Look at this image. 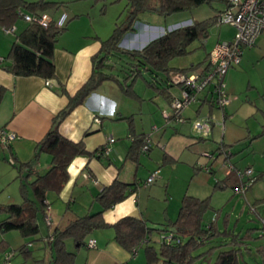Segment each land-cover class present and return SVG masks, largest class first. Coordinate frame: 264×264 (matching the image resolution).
Returning a JSON list of instances; mask_svg holds the SVG:
<instances>
[{
  "label": "crops",
  "instance_id": "obj_1",
  "mask_svg": "<svg viewBox=\"0 0 264 264\" xmlns=\"http://www.w3.org/2000/svg\"><path fill=\"white\" fill-rule=\"evenodd\" d=\"M226 6L227 3L223 8ZM213 13L214 11L209 17ZM68 17L69 24L58 36L54 48L56 75L49 79L50 86L45 85L46 79L43 77L14 75L0 67V127H5L15 134L10 146L0 147L1 204L20 201L18 165L33 158L37 142L49 129L54 115L66 106L69 97L89 79L94 69V58L100 50L103 38L99 32L90 29L89 25L75 23L80 20L82 14L70 12ZM20 21L21 24L17 25L16 22L14 25L16 33L27 25L22 19ZM19 26L20 29L17 31ZM6 34L0 40V56L6 55L14 39L11 40L10 33ZM233 34L234 32L229 35L218 31L216 39L217 41L231 39ZM259 41H264V33L257 37L254 47ZM144 45H141L140 49ZM120 47H123L122 44ZM254 47L244 49L240 63L245 58L250 61L251 55L253 57L257 55L258 50ZM261 55L264 56V53ZM111 56L106 60L107 64H110ZM114 69L115 65L111 72L116 80L107 79L101 82L85 102L76 106L59 125L62 135L73 141L82 140L88 151H96L108 144L110 136L114 141L110 143V151L100 158L97 157V153L92 156L76 155L67 166L68 179L60 192L46 193L45 216L50 218L51 224H46L45 217L40 219V231L35 244L43 251L48 264L50 255L46 240L49 232L64 226L69 218L98 210L97 194L115 178L132 184L131 188L135 189L128 197L105 211L104 220L112 224L123 216L132 215L145 220L146 226L155 231L163 227L171 228L166 223L169 220L173 221L177 216L181 197L188 189H184V181H181L184 176L181 171H185L190 182L194 183L191 195L197 197L209 195L212 207L218 205L214 198L217 192L226 193V201L230 193H235L234 186L239 183L240 179L233 171L228 172L223 168L224 157L218 152L220 147L233 150L234 145L228 144L224 137L226 119L235 116L241 104L236 94L228 91L230 101L221 109L202 93L197 101L183 109L182 116L185 120L178 121L170 115L172 111L170 102L173 96L179 95L180 86L169 83L167 78L177 70H172L168 74L155 73L145 65L140 68V73L132 82L133 92L127 93L119 83L120 75H116ZM104 71L110 70L105 68ZM144 72L149 75L148 80L143 77ZM138 79L145 82L141 90L137 88ZM205 117L210 120L211 130L208 136L201 138L192 123L196 118ZM95 118L98 120L95 121ZM259 137L253 136L254 140L250 144L256 142ZM147 139L148 148L142 150ZM203 151H210L213 158L204 156ZM233 153L234 151H230L229 161ZM9 158H12L13 162H10ZM250 162L243 164L242 167L248 165L253 167L256 157ZM49 163L50 155L42 153L33 169L42 173L47 170ZM205 164L211 166L210 171L204 170L202 166ZM155 169H159V176L146 184V178ZM253 169L258 178L245 192L244 201L254 203L257 213L264 217V171L254 167ZM86 172L90 174L89 178L84 176ZM230 203L231 201L223 204L226 208ZM225 208L224 215L230 221L231 212H227ZM221 216L222 214L217 217V224ZM2 217L4 214L0 213V219ZM255 228L251 234L263 237V225L262 230ZM155 231L150 234L151 241ZM234 231H239L240 234L243 232L237 228H234ZM88 238L95 239V246L83 245V262H76L78 259L76 256V264H130L134 259L130 251L115 241L112 227L94 230ZM24 240L17 231H0V242L5 243L6 249H10L13 255L14 251H19L21 245L27 242H30L28 250L31 252L32 241L23 242ZM222 240L228 241L227 238ZM67 247H72L79 256L82 255L80 248L76 250L71 241H68ZM249 247L250 250L246 249L243 252L240 264H264V239L249 243ZM214 257L215 254L211 259ZM2 259L3 253L0 251V264Z\"/></svg>",
  "mask_w": 264,
  "mask_h": 264
},
{
  "label": "trees",
  "instance_id": "obj_2",
  "mask_svg": "<svg viewBox=\"0 0 264 264\" xmlns=\"http://www.w3.org/2000/svg\"><path fill=\"white\" fill-rule=\"evenodd\" d=\"M224 1L227 3L226 0ZM208 2L209 0H129L125 20L121 24L115 23L111 34L101 40L100 50L94 58L95 66L89 79L69 97L66 106L54 115L49 129L37 142L33 158L18 165L20 201L0 203V213L4 214V217L0 219V231H17L28 241L35 240L40 231V219L45 217L46 213V193L48 191L60 192L68 179L67 166L70 161L76 155L92 156L97 153V157L100 158L104 154L98 152V149L88 151L82 140L73 141L62 135L59 125L76 106L85 102L89 94L101 82L107 79L116 80L111 72L114 65L106 63L109 56L113 53H125L131 60V68L127 75L131 81L129 83L119 82L127 93L133 92L131 91L132 82L140 73V68L145 65L155 73L168 74L172 70L183 71L206 62L208 54L201 62L190 64L188 67L177 68L169 65L172 58L187 54L194 40L208 36V29L214 23L213 15L189 25L165 30L141 49H122L119 43L127 33L136 31L134 24L136 20H139V15L145 11L171 14L192 10ZM56 6V2L48 0H0V28L14 26L21 19L20 11L39 14ZM64 29L65 26L58 29L53 23L48 27H43L37 22L27 24L20 32L15 33L8 52L0 62V67L14 75L54 78L56 75L54 48L59 34ZM105 68L110 71H104ZM167 78H170L169 75ZM261 134H264V130L260 132ZM42 153L50 155V163L47 170L40 173L33 168ZM246 167L251 166L238 168ZM257 178L253 169V181L246 191ZM131 186L132 184L115 178L97 194L98 210L69 218L64 226L51 230L47 236L51 234L53 238L46 240L50 255L49 264H76V251L67 247L68 241H71L77 250L80 246L86 245L92 231L106 227L114 229L115 241L130 253L143 246L147 264L158 261L160 264H240L243 252L246 249L250 250L249 243L259 238L251 234L256 229L255 227H249L241 234L239 231H234L229 227V219L225 215L222 219V228H219L216 219L221 214V209L211 206L209 196L201 198L185 193L181 197L176 218L166 223L174 230L178 241L172 244L160 242L159 247L156 248L152 245L150 238V234L155 229L148 228L142 218L126 215L112 224L104 220V212L128 197L135 189ZM252 209H255V206H252ZM208 211L215 213V218L209 221L205 216ZM259 218L264 217L259 215ZM225 238L228 239L227 242H223L222 239ZM213 240H216L218 244L208 247L205 251H200ZM27 243L21 245L19 252H29ZM6 248L5 243L0 242V251L4 252ZM213 254L215 257L211 259Z\"/></svg>",
  "mask_w": 264,
  "mask_h": 264
},
{
  "label": "rangeland",
  "instance_id": "obj_3",
  "mask_svg": "<svg viewBox=\"0 0 264 264\" xmlns=\"http://www.w3.org/2000/svg\"><path fill=\"white\" fill-rule=\"evenodd\" d=\"M48 1H54L57 3L56 7L50 8L46 11L51 14L52 17L57 18L62 11H65L67 15H69L70 12L82 14L80 20L75 23H85L89 25V28L99 32L103 39L107 38L111 34L115 23L121 24L125 20L129 2V0ZM225 5L226 3L224 0H209L208 3H203L197 8H194L195 10H185L171 14H159L152 11L142 12L139 15V20H136L134 24L137 32L126 34L120 41L119 46L122 44L123 47L121 48H125L128 50L140 49L141 45L146 44L154 37L160 36L163 31L170 30L174 27L189 25L193 22L209 18L213 11L215 12L217 9H222ZM144 18L145 20H143ZM69 21L70 19L68 17L66 25L69 24ZM19 23L21 24L22 22L18 20L17 25H19ZM20 26L18 27L17 31H19ZM218 31L226 32L227 34L231 35L234 32V28L228 23H220L218 26H216L215 23L211 24L208 29V36L206 38L194 40L189 46L190 51L183 56L172 58L169 61V65L177 68H184L190 66V64L201 62L207 55V52L212 48L214 43L217 42L216 33ZM15 33L16 32H11L9 34L11 40L14 38ZM4 35H7L6 32H4L3 29H0V40L5 37ZM254 48L258 50L256 52V56L253 57V55H251L250 61L246 60L245 58L238 65L231 67L227 71V74L225 76L226 93L229 95L228 91H230L232 94H236V96L239 98V103H241L239 104L240 106L237 110V114L235 116L232 115L229 120L226 119L225 122L226 135L224 137V140L228 144L234 145L232 147L233 150L228 149L229 151H234V153L232 154V159H230L231 161L227 159L225 162H229L237 167L240 166L241 168L242 166H244L243 164L250 162L251 159L256 157V163L253 167L255 169H263L264 171V134L260 135V132L264 130V56L261 55L262 53H264V41H259V43H257V46ZM109 63L115 65V74L120 75V80L122 82L123 79L124 82L128 79H131L127 76L128 70L131 68V60L128 55H126L125 53H114L113 56H111V60ZM122 74L123 77L121 78ZM143 74V77L147 80L150 78L149 75L145 72ZM127 82L129 83L130 80H128ZM144 85L145 82L143 81V79L137 80V88H139V90H141ZM257 134H259L260 137L256 139V142L250 144L251 141L254 140L253 136ZM180 173H182L184 176L183 179H181V181H184V189L188 188L186 189L187 192H185L187 194H191V191H193L194 189V183L190 182V179L187 177L188 174L185 171H181ZM226 190L229 193V189L227 188ZM226 196L227 194L222 192L221 194L217 192V195L214 196V198L218 202V205L214 208L221 209L222 214V216L218 218V225L220 226V228H222L221 226L223 225L222 219L224 216V208L226 206L223 203L231 201V203L225 208L227 212H231L229 221L230 228H237L245 231L249 227H257L262 230L259 215H257V211L255 210L256 208L252 209V206L255 205L254 203L251 202L252 205H250L248 200L247 202H245L243 195L230 193L227 199L228 201H225ZM211 203L214 204V202ZM205 216L206 220L209 221L210 218H215V213L213 211H208ZM160 231L156 230L152 235L151 243L156 248H158L160 245V234H162V232H165ZM263 237L259 235L257 242H259L260 240L263 241ZM26 241L28 240L25 239L23 242ZM35 243H37V241L32 240L30 247L31 252L23 253L14 251V255L11 259L12 264H48L47 258H44L43 251L40 248H37ZM217 244L218 242L216 240H213L209 244H206L204 247H202L200 251H205L208 249V247ZM79 248L80 251H82V255H80L82 256V258H80L79 254L76 253V256L78 257L76 262H83L84 254L82 246H80ZM69 249L72 250V247H69ZM130 254L131 257L134 258L130 264H147L143 246L137 249L136 254ZM34 258H41V260L36 261L34 260ZM159 263L160 262L158 261L153 264Z\"/></svg>",
  "mask_w": 264,
  "mask_h": 264
},
{
  "label": "built area",
  "instance_id": "obj_4",
  "mask_svg": "<svg viewBox=\"0 0 264 264\" xmlns=\"http://www.w3.org/2000/svg\"><path fill=\"white\" fill-rule=\"evenodd\" d=\"M227 6L223 10H216L213 13L214 23L216 25L220 23H228L234 28V34L229 40L217 41L208 53L207 60L204 64L197 67H193L190 70L173 72L169 77V83L180 86V93L178 96H173L171 105V114L175 120L184 121L182 111L190 103L199 99L202 93L205 94V98L209 99L215 106L223 109L230 101L229 95L225 91L224 77L227 71L240 63L244 49L254 46L257 37L264 33V0H226ZM21 19L26 23L37 22L43 27H48L51 23L56 28H62L66 24L67 14L62 12L56 19L46 11L39 14L23 13L20 11ZM4 32L11 33L15 30V27L2 28ZM3 57L0 56V62ZM45 85L50 86L51 81L45 80ZM169 116V114H167ZM95 121L98 118L94 119ZM193 128L200 137H206L209 135L211 126L208 117L196 118L193 120ZM15 138V134L6 130L5 127H0V146L7 148L11 141ZM114 141L113 137L108 138V144L98 149V152L108 153L110 151V143ZM147 139L142 146V150L148 148ZM224 157L223 167L228 172L233 171L240 179L239 183L234 187V192L239 195H244L247 187L253 181V169L252 167H246L243 169L234 166L229 162H225L230 151L220 147L218 151ZM204 156L213 158V154L210 151H203ZM10 162H13L12 158H9ZM205 171H209L211 166L205 164L202 166ZM159 169H155L146 178L145 183L149 184L153 182L159 175ZM84 176L90 177L89 173H85ZM262 225L264 226V218H260ZM45 222L47 225L51 224L50 218L46 215ZM162 231H165L164 233ZM160 242L165 244H172L178 239L175 238V233L172 228L161 229ZM53 235L47 236L48 240H52ZM30 243L27 244L29 246ZM86 246L94 247L95 239L88 238ZM137 251H133L132 254H136ZM13 253L11 251H5L3 253V259L1 264H12Z\"/></svg>",
  "mask_w": 264,
  "mask_h": 264
}]
</instances>
